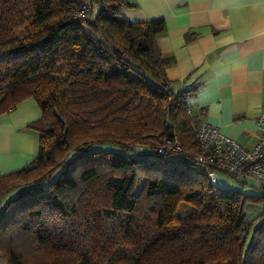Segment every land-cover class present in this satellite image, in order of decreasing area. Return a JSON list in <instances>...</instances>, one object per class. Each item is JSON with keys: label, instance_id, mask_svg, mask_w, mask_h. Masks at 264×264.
<instances>
[{"label": "trees", "instance_id": "obj_1", "mask_svg": "<svg viewBox=\"0 0 264 264\" xmlns=\"http://www.w3.org/2000/svg\"><path fill=\"white\" fill-rule=\"evenodd\" d=\"M78 4L0 0V114L28 97L41 112L27 125L38 134L36 155L0 175V203L15 191L2 203L0 256L6 264H264V190L213 191L189 158L157 150L176 134L194 152L201 121L191 90L169 86L171 59L156 43L164 20H129L125 0H99L81 19ZM103 142L124 151L92 149ZM145 199L155 214L146 230L137 213ZM181 205L191 207L186 216ZM247 205L261 209L250 217Z\"/></svg>", "mask_w": 264, "mask_h": 264}, {"label": "crops", "instance_id": "obj_2", "mask_svg": "<svg viewBox=\"0 0 264 264\" xmlns=\"http://www.w3.org/2000/svg\"><path fill=\"white\" fill-rule=\"evenodd\" d=\"M131 21L163 19L156 43L173 90L187 95L201 120L247 148L257 139L264 110V0H125ZM32 97L0 114V175L25 167L38 150L27 127L40 116ZM0 264H6L0 256Z\"/></svg>", "mask_w": 264, "mask_h": 264}, {"label": "built area", "instance_id": "obj_3", "mask_svg": "<svg viewBox=\"0 0 264 264\" xmlns=\"http://www.w3.org/2000/svg\"><path fill=\"white\" fill-rule=\"evenodd\" d=\"M98 5L99 0H79L74 14L89 19ZM256 128V142L247 148L222 133L219 127L201 120L196 130L194 152L183 150L176 134L160 143L157 150L189 158L212 185L217 183L218 173L223 172L264 190V110L256 118Z\"/></svg>", "mask_w": 264, "mask_h": 264}, {"label": "rangeland", "instance_id": "obj_4", "mask_svg": "<svg viewBox=\"0 0 264 264\" xmlns=\"http://www.w3.org/2000/svg\"><path fill=\"white\" fill-rule=\"evenodd\" d=\"M17 34L20 33V30L16 32ZM92 149L94 150H116V151H121L123 152L120 147H118L116 144L108 143V142H103V143H94L92 145ZM61 166H58L55 168L51 174V180L57 177V175L61 171ZM20 188V187H19ZM140 189V185L136 189L137 191ZM222 190V189H228V190H237V191H242L244 193H254V194H260L261 189L250 183H241L236 179L235 177H232L230 175H227L223 172L218 173V178H217V183L214 185V190ZM15 194V191H9L6 195L3 196L2 201L0 203V213L2 211V206L3 202L6 201L7 199L11 198ZM145 202L139 207V210L137 211L138 217L140 220L145 224L144 229L150 228L149 225L151 224V221L153 217L155 216L154 212L152 211V206H150L151 201L145 199ZM148 201V202H147ZM261 207H258L257 205H247L246 206V212L248 216L253 217L255 215L256 211H260ZM191 207L181 205L179 208V215L181 216H186V214L190 213ZM149 213L152 215L149 216ZM3 260L6 262V260L3 258Z\"/></svg>", "mask_w": 264, "mask_h": 264}]
</instances>
